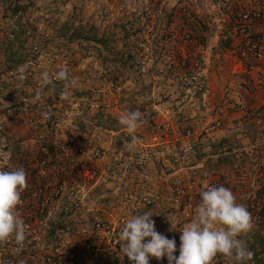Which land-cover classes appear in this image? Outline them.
Wrapping results in <instances>:
<instances>
[{
	"label": "rangeland",
	"instance_id": "374dc122",
	"mask_svg": "<svg viewBox=\"0 0 264 264\" xmlns=\"http://www.w3.org/2000/svg\"><path fill=\"white\" fill-rule=\"evenodd\" d=\"M228 1L235 9L253 0ZM152 5L163 15L151 17ZM227 8L222 0H0V155L6 167L12 161L17 167V150L27 143L71 140L85 154L103 150L107 161L97 168L104 176L109 164L110 177L95 189L107 195L100 205L116 232L134 215L158 213L155 228L176 240L177 257L179 229L190 222L201 191L225 186L252 217L260 213L245 238L255 254L264 237V112L250 109L248 80L260 72L226 48ZM60 69L68 70L70 83L54 79L42 86V72L54 77ZM135 110L145 123L129 134L119 119ZM82 180H90L87 170ZM86 182L80 189L87 191ZM129 190L141 200L129 199ZM83 202L91 201L86 195ZM167 217L178 222L177 230L168 231ZM48 231L37 228L28 236L35 241L24 257L58 247ZM53 233L66 247L65 240L84 246L74 228ZM117 258V264H132L123 253ZM149 264L168 261L150 257ZM213 264L233 261L217 256Z\"/></svg>",
	"mask_w": 264,
	"mask_h": 264
},
{
	"label": "built area",
	"instance_id": "2783aa9c",
	"mask_svg": "<svg viewBox=\"0 0 264 264\" xmlns=\"http://www.w3.org/2000/svg\"><path fill=\"white\" fill-rule=\"evenodd\" d=\"M222 2L228 5L227 10H224L228 28L222 39L227 44L226 48L234 51L249 71L259 69L260 74L248 80L252 95L250 109L256 107L264 112V62L257 63L264 60V0H253L235 9L230 1ZM250 114L253 113L250 111ZM258 123L259 120L256 121ZM82 147L71 140L40 142L37 147H30L29 143L19 146L17 167L26 170L29 187L22 193L23 205L18 206V211L27 226L28 234L22 248L14 240L0 245V264H86L85 260L88 264H108V256L118 257L122 254L120 245L116 243L119 238L116 232L118 225L109 220L107 207L100 205L107 195L101 191L96 194L95 189L100 183L107 182L111 166L107 164L104 167L103 176L97 164L101 160L107 161L105 152L92 148L90 154H85ZM86 161H89V166L80 169V164ZM5 162V155H0V168L8 170ZM259 164H264V159ZM84 170L90 174L88 183L82 180ZM85 182L90 185L87 191L83 187L80 189L81 183ZM127 186L125 184L124 188ZM82 192L84 194L80 200ZM86 195L91 201L89 206L83 202ZM126 196L133 201L141 200L139 192L136 194L129 190ZM260 217L258 212L253 215V219L259 220ZM37 228H48V232L51 231L50 237L55 239L58 247H47L49 250L44 256L29 253L28 257H24L26 247L35 241V238H27ZM69 228L76 229L77 234L81 233L80 244L86 248L88 245V253L84 246L73 245L65 240L66 247L62 239L60 241L63 237L53 236V231L58 235L63 229ZM21 256L22 262L17 263Z\"/></svg>",
	"mask_w": 264,
	"mask_h": 264
},
{
	"label": "clouds",
	"instance_id": "9594fccd",
	"mask_svg": "<svg viewBox=\"0 0 264 264\" xmlns=\"http://www.w3.org/2000/svg\"><path fill=\"white\" fill-rule=\"evenodd\" d=\"M41 75L42 86L53 84L54 79L71 81L67 69H60L54 77L48 71ZM20 78H27L23 71ZM61 95L66 98V93ZM119 122L129 134H133L145 120L143 114L135 110L121 116ZM14 165L16 163L12 161L10 170L0 168V245L14 240L22 248L27 226L18 206L23 205L22 193L29 184L26 170ZM200 197L190 222L179 229L182 235L178 257L174 254L177 250L176 240L156 230L152 217L159 214L151 211L134 215L124 223L116 242L120 245V251L132 264H149L150 257L157 260L166 257L168 264H213L217 256L228 258L233 264H249L255 254L249 249L245 238L255 228L252 214L244 204L237 202L234 193L225 186H206ZM168 220V231L177 230L178 222Z\"/></svg>",
	"mask_w": 264,
	"mask_h": 264
},
{
	"label": "trees",
	"instance_id": "16d2710c",
	"mask_svg": "<svg viewBox=\"0 0 264 264\" xmlns=\"http://www.w3.org/2000/svg\"><path fill=\"white\" fill-rule=\"evenodd\" d=\"M19 7H20V6L13 7V10H14V11H15V10H18ZM151 13H159V14L163 15L164 11H163V8H159V9H158L157 5H152V6H150V8H149V15L152 17V14H151ZM165 13H166V12H165ZM158 18H159V17H158ZM189 28L192 29V30H194V28H191L190 25H189ZM77 31H78V30H77ZM194 31H195V30H194ZM76 36H78V37H84V38L94 37V36H90V35H88V36H83V34L80 33V32H79V34H77ZM123 45L128 46V45H130V44H129L126 40H124V41H123ZM131 47H133V46H131ZM7 57H8V59H10L9 54L7 55ZM220 159H222V158H219V160H220ZM219 160H218V161H219ZM219 162H221V160H220ZM259 242H260L259 245L261 246V248L255 252V255H254V258H253V259H254L255 263H257V264H263V262H264V257L260 256V254H264V237H261ZM251 247L254 248L253 245H251ZM109 257H110V258H109ZM107 258H108V261H109V262H112L113 264H117V263H118V262H117V259H118L117 256H113V257H112V256H108Z\"/></svg>",
	"mask_w": 264,
	"mask_h": 264
}]
</instances>
